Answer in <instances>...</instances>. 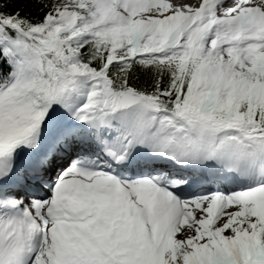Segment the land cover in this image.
<instances>
[{"label": "snow or ice", "instance_id": "6c2138e0", "mask_svg": "<svg viewBox=\"0 0 264 264\" xmlns=\"http://www.w3.org/2000/svg\"><path fill=\"white\" fill-rule=\"evenodd\" d=\"M0 264H264V0H0Z\"/></svg>", "mask_w": 264, "mask_h": 264}]
</instances>
